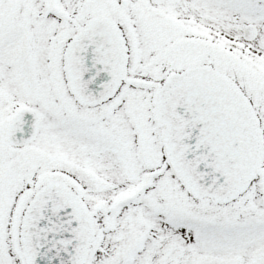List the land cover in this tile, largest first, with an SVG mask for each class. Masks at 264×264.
<instances>
[{
    "label": "snow or ice",
    "instance_id": "obj_1",
    "mask_svg": "<svg viewBox=\"0 0 264 264\" xmlns=\"http://www.w3.org/2000/svg\"><path fill=\"white\" fill-rule=\"evenodd\" d=\"M0 264H264V0H0Z\"/></svg>",
    "mask_w": 264,
    "mask_h": 264
}]
</instances>
